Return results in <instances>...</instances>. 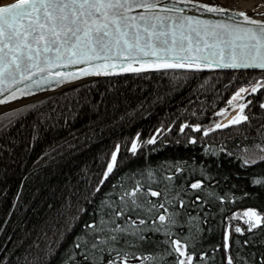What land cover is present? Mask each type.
<instances>
[{
    "label": "trees",
    "instance_id": "obj_1",
    "mask_svg": "<svg viewBox=\"0 0 264 264\" xmlns=\"http://www.w3.org/2000/svg\"><path fill=\"white\" fill-rule=\"evenodd\" d=\"M257 80L264 84V72L130 73L0 114V264H86L81 253L93 233L85 226L113 218L124 206L120 196L137 184L161 196L140 197L144 208L117 219L125 226L128 217L146 221L139 225L144 239L128 236L126 251L163 258L151 264H175L164 241L179 238L193 264H226L228 231L234 264H264V224L249 232L241 218L233 219L247 208L264 216V183H255L264 182V87L245 95L247 120L203 135L221 123L232 96ZM184 125L190 127L181 132ZM196 126L202 131H192ZM114 152L116 165L101 184ZM197 182L202 187L192 189ZM148 201L163 203L167 213L147 211ZM160 214L175 223L157 232ZM78 237L81 248L74 247Z\"/></svg>",
    "mask_w": 264,
    "mask_h": 264
},
{
    "label": "snow or ice",
    "instance_id": "obj_2",
    "mask_svg": "<svg viewBox=\"0 0 264 264\" xmlns=\"http://www.w3.org/2000/svg\"><path fill=\"white\" fill-rule=\"evenodd\" d=\"M161 2L162 0H15L14 3L0 5V105L17 99V92L21 96L32 94L30 90L26 92L23 88L9 92L12 85L29 82L26 85L29 89L32 85L39 88L41 84L52 82L59 85L85 76L117 74L116 69L119 72L141 73L162 69L200 71L214 66L222 69H258L264 72V20L253 19L247 12L240 11L233 12V15L242 17L245 23L256 27L213 23L182 15L184 9L177 7V4H191L192 0H173L171 6L165 5L157 10ZM199 7L209 13L222 14L230 10L208 4H201ZM73 65L87 67L79 69L80 75L59 71ZM260 87H264V84L257 80L255 86L251 87V93H255ZM246 91L247 89L240 88L228 104L231 106L240 97V93ZM5 92H9V96L4 97ZM244 107L246 105H240L239 112L235 115L216 123L212 129L203 130V135L207 136L209 131L227 127L228 124H239L241 120H247V116L241 115ZM187 127L190 126L184 125L180 131L183 132ZM192 131L200 132L202 129L196 126ZM191 142L196 143L195 140ZM147 143H155V137ZM131 151H137L135 142ZM116 161L117 155L114 152L101 184L112 173ZM244 163L248 164L249 161L245 160ZM255 183L264 182L256 180ZM201 187L199 182L191 185L192 189ZM148 195L160 197L161 192L150 188L145 192L144 186L137 184L120 196L124 206L115 211L113 218L101 219L98 223L85 226L93 233L90 248L81 253L86 264H131L133 259L139 260L141 264H151L163 259L126 251V248L132 246L128 236L144 239L141 235L144 230L139 228V225L146 223L144 219L132 220L128 217L127 226L116 222L125 217L129 208H144V204L138 200ZM148 203L151 207L147 211L163 208L167 213L163 203ZM242 215L248 217L243 223L247 225L249 232L264 224V216L254 210ZM253 217L255 222L252 221ZM239 218L233 216V219ZM157 219L159 225L154 228L157 232L166 228L167 224L175 223L171 216L164 214H160ZM228 227L235 233L244 234L239 226ZM165 235L170 236L171 233L165 231ZM229 235L226 231L225 262L234 264L229 251ZM122 239L123 246H120ZM81 241L82 238L78 237L74 247L81 248ZM164 243L171 246L167 255L176 254L175 264H193V254L187 252L186 245L179 238L165 240Z\"/></svg>",
    "mask_w": 264,
    "mask_h": 264
},
{
    "label": "water",
    "instance_id": "obj_3",
    "mask_svg": "<svg viewBox=\"0 0 264 264\" xmlns=\"http://www.w3.org/2000/svg\"><path fill=\"white\" fill-rule=\"evenodd\" d=\"M14 2L15 0H7V1L0 3V5L11 4ZM172 2L173 0H162L157 10H159V8H163L165 5L171 6ZM201 4L218 5L221 7L229 8L230 10L222 14L221 13H209L199 7V5ZM261 5H264V4L245 3L243 5H233V4H229L226 2L225 3L220 2L218 0H215V1L214 0H192L191 4H187V5L177 4V7L184 9L182 15H185V16L196 17L201 20L211 21L213 23L221 22V23L230 24V25L240 24L242 27H256L255 25H250V24L245 23L242 17L238 15L234 16L233 12L244 11V12H247L248 15L252 17L253 19L264 20V15H261V13H264V6H261ZM258 6H261V7H258ZM133 14H136V13H133ZM161 14L163 15V13ZM84 67H87V66L86 65H73L71 68L59 69V71H69V72L75 73L76 75H80L79 69L84 68ZM222 70H258V69H222V68H215L213 66L211 68H204L203 70H200V71H222ZM115 71L117 74L85 76V77H82L81 79L74 80L70 83H61L59 85H57L55 82L41 84L39 88H37L35 85H32L31 88L29 89L28 87H26V85L29 82H25L23 84L12 85L9 89V92L15 89L23 88L26 92L30 90L32 94L21 96L20 93L17 92V97H18L17 99L11 100L8 103L0 105V114L7 112L9 110H12L14 108H17L19 106H23L28 103L41 100L55 93H58V92L61 93V91L74 88L78 85H81V83L83 84L89 81L92 82L93 80L100 79V78L132 73V72H119V69H116ZM149 71H153V70H149ZM9 92H5L3 94L4 97L9 96ZM237 111H238L237 109L232 111L226 117L235 115ZM226 117H224V119L221 122H223Z\"/></svg>",
    "mask_w": 264,
    "mask_h": 264
},
{
    "label": "rangeland",
    "instance_id": "obj_4",
    "mask_svg": "<svg viewBox=\"0 0 264 264\" xmlns=\"http://www.w3.org/2000/svg\"><path fill=\"white\" fill-rule=\"evenodd\" d=\"M252 86H255V84H254V85H249V86H244V87H242V88L247 89V91H246V92H242V93H240V97H238L236 100H234V101H233V104H232L231 106L229 105V108H228V109H224V110H222V113H223L224 117H226L229 113H231L232 111H234V110H236V109L238 110L237 112H239V106H240V105H244V103H243V99L245 98V95H247L248 93L251 92V87H252ZM232 97H233V96H232ZM241 115L244 116V113L242 112ZM224 117H222L221 120H223ZM236 118L239 119V116H237ZM249 210H254V211H256L255 208H247V209L243 210V211L241 212V214H239V217H240L242 220H246V219H248V217H245V216H243L242 214H243L244 212H246V211H249ZM256 212H257V211H256ZM257 213H258V212H257ZM237 216H238V215H237ZM252 221L255 222V218H254V217L252 218Z\"/></svg>",
    "mask_w": 264,
    "mask_h": 264
},
{
    "label": "bare ground",
    "instance_id": "obj_5",
    "mask_svg": "<svg viewBox=\"0 0 264 264\" xmlns=\"http://www.w3.org/2000/svg\"><path fill=\"white\" fill-rule=\"evenodd\" d=\"M218 1L224 2V3L226 2L229 4H233V5H243L245 3H252V4L262 3V4H264V0H218Z\"/></svg>",
    "mask_w": 264,
    "mask_h": 264
}]
</instances>
